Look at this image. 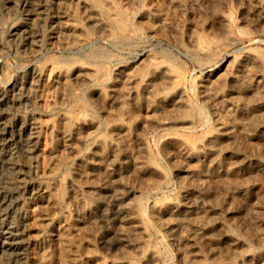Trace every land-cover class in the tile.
I'll return each instance as SVG.
<instances>
[{
    "label": "rangeland",
    "instance_id": "obj_1",
    "mask_svg": "<svg viewBox=\"0 0 264 264\" xmlns=\"http://www.w3.org/2000/svg\"><path fill=\"white\" fill-rule=\"evenodd\" d=\"M37 1L42 41L22 47L24 0H0V90L47 71L30 104L2 106L44 122L26 174L58 205L47 222L31 202L24 264H264V0ZM68 114L89 121L74 151ZM5 245L0 264H21Z\"/></svg>",
    "mask_w": 264,
    "mask_h": 264
},
{
    "label": "bare ground",
    "instance_id": "obj_2",
    "mask_svg": "<svg viewBox=\"0 0 264 264\" xmlns=\"http://www.w3.org/2000/svg\"><path fill=\"white\" fill-rule=\"evenodd\" d=\"M47 1V0H46ZM51 1V0H50ZM153 1V0H152ZM151 1V2H152ZM182 1V0H180ZM105 2V1H104ZM145 2V1H144ZM143 2V3H144ZM174 2V1H172ZM186 2V1H185ZM51 3V2H50ZM107 3V2H106ZM85 4V3H84ZM88 4V3H86ZM85 4V5H86ZM110 4V3H109ZM180 4V3H179ZM52 5V4H51ZM50 5V6H51ZM138 5V4H137ZM25 6V12H26V19L24 20L25 22L23 25L17 29L19 30L18 32L15 33V35H18V40L20 42V45L22 47H33V46H38V44L42 41V35L40 34V31L38 30V25H40V21L44 20L47 7L45 4H41V2L37 0H24ZM88 6V5H87ZM111 6V4H110ZM263 6V5H262ZM49 7V6H48ZM85 7V6H84ZM113 6H111L112 8ZM256 7V6H255ZM258 7V6H257ZM147 8V7H146ZM155 8V7H154ZM259 8V7H258ZM96 9V8H95ZM111 10V9H110ZM155 11V10H154ZM87 12V10H86ZM113 12V11H112ZM145 12V11H144ZM159 12V11H158ZM157 12V13H158ZM96 13V12H95ZM93 13L94 15H89L91 16L92 21H94L97 26L99 27H104L102 24H104V19L99 18L97 15ZM115 14V12H113ZM162 13V12H161ZM89 14V13H87ZM92 14V13H91ZM111 14V13H109ZM113 14V15H114ZM112 15V16H113ZM158 15V14H157ZM28 16V17H27ZM111 18V15H109ZM103 17V15L101 16ZM108 17V15L106 16ZM104 17V18H106ZM109 18V17H108ZM152 18V17H151ZM47 19V18H46ZM89 19V17H88ZM223 19V16H222ZM146 21V19L144 18ZM164 20V18L162 19ZM224 20V19H223ZM91 21V20H90ZM91 21V23H92ZM150 21V20H149ZM44 22V21H43ZM42 22V23H43ZM107 22V21H106ZM148 22V21H147ZM164 22V21H163ZM41 23V24H42ZM227 24V23H226ZM95 25V24H93ZM101 25V26H100ZM52 26V25H51ZM62 29L66 30H74L73 24H68V23H62L61 24ZM96 26V25H95ZM78 29V28H77ZM72 30V31H73ZM49 33V32H48ZM51 34V33H50ZM50 39L53 40L57 35L53 33L52 35H49ZM44 41V40H43ZM51 43V42H50ZM252 59V58H251ZM255 59V58H254ZM78 63V62H77ZM85 63V62H84ZM87 65V63H85ZM90 64V62H89ZM93 64V63H92ZM79 67V66H78ZM77 68V67H76ZM58 69V68H57ZM157 69V68H156ZM124 70V69H122ZM126 70V69H125ZM161 70V69H160ZM94 69L89 67V66H84V67H79L76 69L74 72L75 76L76 74L79 76L82 81V85L85 84L84 81L87 82H94L92 81L91 74L93 73ZM166 70L164 69L163 72ZM33 72V71H32ZM47 72V71H46ZM44 71H34L31 76L29 77V80L27 83H23L20 86H14L11 87L7 90H0V109L2 110V106L6 104H10L12 110L14 109H19L20 106L24 103L25 105L30 104L33 94L35 93L34 90L37 89L35 86L42 82L44 79L43 77L45 76L44 74L46 73ZM68 72V71H67ZM67 72L64 74L65 80L68 78ZM127 72V71H125ZM129 72V71H128ZM153 72V71H152ZM161 72V71H160ZM50 73V70L48 74ZM116 73V72H114ZM58 74V73H57ZM56 74V75H57ZM71 74V73H70ZM127 73L126 75L124 74V79L125 81H129L133 77ZM154 74V72H153ZM157 74V73H156ZM165 74V73H164ZM72 75V74H71ZM107 75V74H106ZM163 75V74H162ZM76 76V78H78ZM117 76V75H116ZM118 77V76H117ZM137 77V76H136ZM61 78V77H60ZM79 78V79H80ZM114 78V77H113ZM123 78V77H122ZM139 78V77H138ZM148 78V77H147ZM74 80V79H73ZM80 80V83H81ZM110 80V79H109ZM108 80V81H109ZM136 80V78H135ZM149 80V79H148ZM260 80V79H259ZM67 81V80H66ZM79 82V80L77 79ZM68 82V81H67ZM123 82V81H122ZM132 82V81H129ZM213 82V81H212ZM264 82V81H263ZM114 83V82H113ZM137 83V81H136ZM150 83V82H149ZM97 84V83H96ZM65 86V85H63ZM147 86V85H146ZM67 87V86H66ZM150 87V86H149ZM261 87V86H260ZM111 88V87H110ZM115 89V87H114ZM117 89H119L117 87ZM263 89V88H262ZM109 90V89H108ZM111 90V89H110ZM169 90V89H168ZM217 90V89H216ZM119 91V90H118ZM101 92V91H100ZM177 92V90H176ZM257 92V91H255ZM123 93V92H122ZM206 93V92H205ZM210 93V92H209ZM111 94V93H110ZM152 94V92H151ZM179 94V93H178ZM212 94V93H211ZM215 94V93H214ZM213 94V95H214ZM117 95V94H116ZM124 95V94H123ZM173 95V94H172ZM181 95V94H179ZM178 95V98H180ZM256 95V94H255ZM103 96V95H101ZM182 97V96H181ZM121 98V97H120ZM34 99V98H33ZM116 99V97H115ZM181 99V98H180ZM210 99V98H209ZM105 100V99H104ZM119 100V99H118ZM159 100V99H158ZM123 101V100H121ZM181 101V100H180ZM180 101L177 100L179 103ZM166 102V101H165ZM175 102V100H174ZM184 102V101H183ZM175 104V103H174ZM180 104V103H179ZM184 104H180V107ZM186 107V106H185ZM15 110V111H16ZM7 112L3 109L0 112V168L4 164L8 170H10L6 175L3 176V180H0V246L1 244H6L11 250L16 251L17 253V260L20 261L21 264H24L25 259L27 258V247H28V239H29V225H28V211L31 202H36L39 206V208L42 211V219L44 221L49 222L46 220V215L48 214V210H51L56 207L58 208L57 202L56 204L53 201L52 197V190L51 187L46 186L45 184H40L32 181L30 177L27 174H30L31 170V163H32V157L33 154L38 150L39 144H40V129L43 127V121H41L40 118L36 116H32L29 118H24L23 116H18L15 117L13 120L9 119V115L6 114ZM81 114V113H80ZM69 116H64V119H67L68 121H71L72 123V128L64 132L61 138L62 141H64L65 145L68 147H71L73 149V143H71V138L73 134L76 131V126L79 127V125H84L88 120L85 121L84 119L80 118H70L71 114H68ZM79 116V115H78ZM8 117V118H7ZM42 117V116H41ZM91 117V116H90ZM82 118V117H81ZM86 118V117H85ZM65 121V120H64ZM188 121V120H187ZM43 122V123H42ZM93 123V122H91ZM161 123V122H160ZM90 124V123H89ZM89 124H87L89 126ZM162 124V123H161ZM51 126V125H50ZM49 126V127H50ZM79 127V128H81ZM51 128V127H50ZM120 128V127H119ZM65 129V128H64ZM79 132V131H78ZM81 132V129H80ZM91 134V133H90ZM170 135V134H169ZM211 136V135H210ZM76 137V136H75ZM91 137V136H90ZM94 137V136H93ZM92 137V138H93ZM59 138V137H58ZM77 138V137H76ZM79 138V137H78ZM91 138V139H92ZM207 138V137H206ZM212 139V138H211ZM68 140L71 142L68 143ZM94 140V138H93ZM97 140V139H96ZM161 141V139H160ZM163 141V140H162ZM219 141V140H218ZM74 142V141H73ZM91 142V141H90ZM94 142V141H93ZM99 145L102 143V141L99 140L95 141ZM163 142H166L163 141ZM201 142V141H200ZM217 142V141H216ZM209 143V142H208ZM213 143V142H211ZM96 144V143H95ZM96 144V145H97ZM94 145V143L92 144ZM167 145V144H166ZM65 146V148H66ZM100 146V145H99ZM102 146V144H101ZM68 147V148H69ZM114 147V146H113ZM164 147V146H163ZM195 147V146H193ZM67 148V149H68ZM91 148V147H90ZM102 147H100L101 149ZM190 148V147H189ZM198 148V147H197ZM204 148V147H203ZM94 149V147H93ZM70 150V149H68ZM92 150V149H91ZM97 150V149H96ZM95 150V152H97ZM74 151V149H73ZM189 151V150H188ZM72 152V151H71ZM95 152H91V155L95 154ZM18 154L20 156H25V164L20 166L19 158L15 154ZM88 153V152H87ZM98 153V152H97ZM97 153L95 154V157L97 156ZM192 154V153H191ZM99 156H102L98 153ZM10 157V158H9ZM94 157V158H95ZM98 157V156H97ZM88 158V157H87ZM93 159V158H92ZM92 162V161H91ZM96 162V161H95ZM98 163V161H97ZM3 166V167H4ZM90 166V165H89ZM91 167V166H90ZM139 168V167H138ZM143 168V167H142ZM141 168V169H142ZM4 169V168H2ZM140 169V170H141ZM199 171V170H198ZM1 173V172H0ZM27 173V174H26ZM192 173V172H191ZM4 174V173H3ZM1 175V174H0ZM2 177V176H1ZM89 191V190H88ZM85 194L87 192H84ZM96 194V193H95ZM93 195V194H92ZM122 196V195H121ZM87 197V196H86ZM94 195L92 196V198ZM89 198V197H88ZM121 197L119 196H114L113 197V202L115 203H121ZM92 201V200H91ZM113 203V204H114ZM35 204V203H34ZM171 204V203H170ZM57 205V206H56ZM124 205V204H121ZM127 206V205H126ZM165 206V205H164ZM170 208V207H169ZM119 209V208H118ZM160 211V209H159ZM86 212V211H85ZM88 213V212H87ZM120 213V212H119ZM87 215V214H86ZM49 216V214L47 215ZM88 216V215H87ZM51 217V216H50ZM76 218V217H75ZM79 218V217H78ZM82 218V217H81ZM77 219V218H76ZM86 219V218H85ZM64 220V219H63ZM68 220V219H67ZM84 220V219H83ZM60 221V220H59ZM70 221V220H69ZM81 221V220H80ZM18 224L19 222L20 226L17 225L15 226L14 224ZM68 222V221H67ZM83 222V221H82ZM45 223V222H44ZM64 223V222H63ZM62 223V224H63ZM78 223V222H77ZM47 224V223H46ZM66 223H64L65 225ZM73 224V223H72ZM82 224V223H81ZM63 225V226H64ZM71 225V224H70ZM46 226V225H45ZM66 226V225H65ZM64 226V227H65ZM78 226V225H77ZM74 227V226H73ZM68 227L63 229H67ZM69 229V228H68ZM21 231V233H19ZM55 231V230H54ZM63 231V230H62ZM61 231V233H62ZM69 231V230H68ZM67 232V230L65 231ZM63 232V234L65 233ZM52 233V232H51ZM56 233V232H55ZM54 233V234H55ZM53 235V234H52ZM67 235V233L65 234ZM46 236V235H45ZM55 236V235H54ZM60 236V235H59ZM59 236L56 235L58 238ZM62 239L63 236L61 234ZM67 238L68 236H64ZM5 245V246H6ZM1 248V247H0ZM143 251V250H142ZM141 251V253H142ZM144 253V252H143ZM13 254V253H12ZM11 254V255H12ZM29 254V253H28ZM152 254V253H151ZM186 255V253H185ZM94 257V256H93ZM13 259V258H12ZM249 259V258H248ZM95 261V260H94ZM103 261V260H102ZM132 261V260H131ZM242 261V260H241ZM17 262V263H18ZM247 262V261H246ZM95 263V262H94ZM109 263V260H108ZM112 263V262H111ZM127 263V261H126ZM130 263V262H129ZM196 263V262H195ZM102 264V263H100ZM125 264V263H124ZM205 264V263H202Z\"/></svg>",
    "mask_w": 264,
    "mask_h": 264
}]
</instances>
